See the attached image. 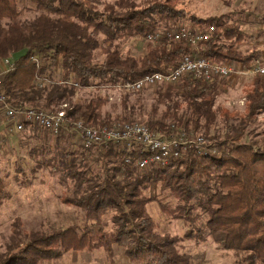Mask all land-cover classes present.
Returning <instances> with one entry per match:
<instances>
[{"label":"trees","instance_id":"obj_1","mask_svg":"<svg viewBox=\"0 0 264 264\" xmlns=\"http://www.w3.org/2000/svg\"><path fill=\"white\" fill-rule=\"evenodd\" d=\"M25 2L36 12L27 21L21 19ZM180 27L214 31L196 46L149 42L140 55L126 48L129 40ZM257 37L241 30L233 12L201 17L189 10L187 0H0V68L3 61H13L3 77L8 102L46 111L70 102L69 124L56 134L59 143L80 119L94 127L134 121V108L127 111L130 96L121 104L124 113L106 110L108 98L99 94L104 86L168 73L195 53L246 68L260 58V49L242 44ZM52 69L60 70L63 82L71 79L98 93L80 104L73 101V85L36 86L37 76ZM248 82L243 109L218 103L225 78L207 83L188 75L176 86L156 89L152 112L163 106L162 117L145 124L166 138L179 136L183 128L189 139L204 141L167 165L141 170L131 164L144 156L140 148L128 153L122 143L97 145L92 154L81 138L75 150L56 144L50 161L70 180L74 192L69 201L84 211L83 223L60 230H19L0 253V264H40L70 251L99 249L112 258L115 247L139 264H191L184 242L209 239L240 255L236 264H264V75ZM220 124L224 130L213 133ZM154 185L175 200L160 206L167 217L184 222L183 235L160 233L147 211L156 200L148 194ZM8 196L0 176V208Z\"/></svg>","mask_w":264,"mask_h":264},{"label":"rangeland","instance_id":"obj_2","mask_svg":"<svg viewBox=\"0 0 264 264\" xmlns=\"http://www.w3.org/2000/svg\"><path fill=\"white\" fill-rule=\"evenodd\" d=\"M187 3L189 10L201 17L233 12L242 31L258 36L255 41L246 40L242 47L255 45L264 50V0H187ZM21 5L26 7L22 20L35 17L36 12L30 3ZM145 46L144 40L138 38L129 40L126 48L134 55H140ZM259 59L264 62V53L261 51ZM9 60L12 62V59ZM5 65L3 61L1 71ZM42 75L46 79L44 88L60 84L62 79L58 69ZM251 80L241 77L227 79V84L221 88L218 103L229 108L243 109L245 89ZM96 91L91 87L80 89L75 93L73 101L83 104ZM155 91L147 89L130 97L127 111L129 112L128 107L130 111L134 108V117H130L132 120L145 123L152 117L155 120L162 117L163 106H159L157 114L152 112L157 107ZM106 93L108 94L107 91ZM99 94L106 97L102 91ZM107 107L112 115L123 113L122 105L117 103L108 102ZM261 120L260 131L264 130V118ZM15 126L14 122L10 123L0 116V176L9 193L8 200L0 208V253L7 249L13 237H17L19 230L22 233L60 230L81 225L84 220V211L69 201L74 192L70 187V180L65 177L59 165L53 168L54 163L50 161L55 154L56 144L59 143L57 136L33 124L25 125L23 131L17 130ZM10 128H13L12 132L9 131ZM223 130L224 127L220 124L212 132L218 134ZM66 132L67 137L59 144L75 150L81 143L79 134L74 128ZM94 151L95 148H92L87 154ZM148 194L156 197V200L147 205V211L157 223L160 233L183 235L186 231L184 222L167 217L161 210V203L175 204L172 195L157 185L148 190ZM183 245L185 252L191 257V264H236L240 258L234 251L222 248L211 239L200 244L186 241ZM114 249L112 258L103 249L70 251L58 259L40 264H139L132 262L123 248Z\"/></svg>","mask_w":264,"mask_h":264},{"label":"built area","instance_id":"obj_3","mask_svg":"<svg viewBox=\"0 0 264 264\" xmlns=\"http://www.w3.org/2000/svg\"><path fill=\"white\" fill-rule=\"evenodd\" d=\"M214 29L191 31L186 27H180L176 30H163L155 35L145 36L143 39L147 44L149 42L164 41L181 42L197 45L198 43L209 40ZM36 66H42L39 58H34ZM5 62V70L0 71V116L10 123H15L19 131H23L25 124H33L43 130L53 134H58L63 126L68 123L67 113L72 110L70 102H64L55 110H37L12 105L8 102L7 95L3 89L4 74L11 68H8L10 60ZM8 68V69H7ZM193 75L195 79L203 82H211L215 78L229 79L232 77H241L253 79L257 75H264V62L257 59L249 67H242L238 64H219L210 62L204 56L195 53L184 56L179 65L168 73H153L146 75L135 81H126L115 85H107L101 88L103 94L108 95V102H114L121 105L128 96L143 92L147 89L154 91L157 88H165L178 84L185 76ZM46 79L43 75L37 76L35 85L44 88ZM61 83H67L77 87V91L82 89L76 81L61 79ZM91 89H94L91 87ZM76 91V92H77ZM108 92V94L106 93ZM130 107H128L129 109ZM108 107H106V110ZM125 110H123V113ZM121 114V113H120ZM174 127V124H172ZM74 130L79 134L83 147L87 150L95 148L97 145H107L108 143H122L126 146L128 153H133L136 147L140 148L143 157H139L131 164L141 170L149 169L159 165H167L173 160L180 158L184 151L190 147L200 148L204 143L203 138L189 139L186 137L185 130L179 129V136L166 138L160 131H153L150 127L139 121L114 120L110 124L94 127L84 120L80 119L74 124ZM10 132L13 128L9 129ZM130 159V158H129ZM127 159V162H129Z\"/></svg>","mask_w":264,"mask_h":264},{"label":"crops","instance_id":"obj_4","mask_svg":"<svg viewBox=\"0 0 264 264\" xmlns=\"http://www.w3.org/2000/svg\"><path fill=\"white\" fill-rule=\"evenodd\" d=\"M260 49V48H259ZM145 51V50H144ZM144 51L142 52V54L144 53ZM261 52H263L264 53V50H260ZM261 61H262V59H261ZM13 62V61H12ZM12 62H10L9 63V65H7V67L9 68L11 65H12ZM3 63V62H2ZM7 68V69H8ZM4 70H5V67H4ZM0 71H1V68H0Z\"/></svg>","mask_w":264,"mask_h":264}]
</instances>
